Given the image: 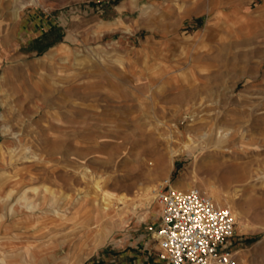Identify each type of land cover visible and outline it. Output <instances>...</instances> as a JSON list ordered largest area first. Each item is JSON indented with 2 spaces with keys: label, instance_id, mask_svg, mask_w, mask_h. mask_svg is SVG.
Here are the masks:
<instances>
[{
  "label": "rangeland",
  "instance_id": "374dc122",
  "mask_svg": "<svg viewBox=\"0 0 264 264\" xmlns=\"http://www.w3.org/2000/svg\"><path fill=\"white\" fill-rule=\"evenodd\" d=\"M1 146L0 209L41 214L3 264H163L166 178L228 196L237 264H264V0H0Z\"/></svg>",
  "mask_w": 264,
  "mask_h": 264
},
{
  "label": "built area",
  "instance_id": "2783aa9c",
  "mask_svg": "<svg viewBox=\"0 0 264 264\" xmlns=\"http://www.w3.org/2000/svg\"><path fill=\"white\" fill-rule=\"evenodd\" d=\"M156 223L148 227L163 264H237L231 241L235 235L232 211L216 205L198 188L172 189L163 182L155 192Z\"/></svg>",
  "mask_w": 264,
  "mask_h": 264
},
{
  "label": "bare ground",
  "instance_id": "6f19581e",
  "mask_svg": "<svg viewBox=\"0 0 264 264\" xmlns=\"http://www.w3.org/2000/svg\"><path fill=\"white\" fill-rule=\"evenodd\" d=\"M253 79V78H252ZM8 129V128H7ZM10 130V129H9ZM9 130H5V132L7 133ZM204 133V132H203ZM213 133V132H212ZM14 134V133H12ZM19 134V133H18ZM204 135V134H203ZM223 137V136H222ZM16 139L18 140V142L21 141V138H19V136L16 137ZM192 141V140H191ZM22 144V143H21ZM24 144V143H23ZM2 145V144H1ZM186 146V147H185ZM184 146V149L187 148L188 150H190V148L188 147V145H185ZM192 147V146H191ZM26 148V147H25ZM27 149V148H26ZM186 149V150H187ZM8 153L11 154L13 152V150L11 148H8ZM4 151V149H3ZM15 152V151H14ZM180 153V152H179ZM183 153V152H182ZM5 155V154H4ZM175 156V153L172 152L171 154V157H174ZM10 157V156H9ZM12 157V156H11ZM26 157V155H25ZM3 159V152H2V146L0 147V160ZM25 159V158H24ZM19 160V159H18ZM22 160V159H21ZM171 162V161H170ZM19 163V162H18ZM17 165V164H16ZM172 168V167H171ZM229 168V174L230 173H235V172H238V169L236 166H228ZM228 179V177H226ZM225 178V179H226ZM169 179L166 178L164 180L165 181H168ZM178 185V184H176ZM95 188L96 189H100L98 186H97V183H95ZM172 189L176 190L178 187L180 186H171ZM201 188V187H200ZM15 190V189H14ZM14 190H10V192L8 193L7 195V198L10 200L11 197H12V194H13V191ZM210 190V189H209ZM97 192V190H96ZM149 194V189H146L145 190V195L148 196ZM98 195V194H97ZM209 196H211V198L213 199L214 203L216 205H219L220 203L224 206H226L227 208L229 207L230 209V205L228 203V200H229V197L226 196L225 194L223 193H213V192H210ZM96 199V198H95ZM131 199V198H130ZM149 199V197H145L144 198V201H147ZM27 201V198L26 196H21L18 195L17 197V201L14 202V203H10L9 207H8V210L6 211H2V209H0V254L3 253V249L9 247V248H13L15 247L16 245L19 244V228H18V224L21 222V221H24V220H28L29 218H34L36 220V218H38L41 214L39 213H33L32 210L33 208L29 206V204H26L24 206H21L19 205V201ZM122 201V203H125L126 202V196L123 197L121 196V198L119 199ZM221 201V202H220ZM13 202V201H12ZM94 203V201H93ZM97 203H99V200L98 202H96V205H98ZM150 203V202H149ZM12 204V205H11ZM21 204V203H20ZM127 204V203H126ZM148 205H144L146 206L145 208L147 209L148 208ZM156 205L158 206V211H159V205L156 203ZM109 206H110V200L106 197L105 194L102 195V208L100 207L102 213L104 214H98L97 217L98 218H107L108 217V214L105 212L109 209ZM134 211V210H133ZM144 217H142V220H143ZM103 220V219H102ZM105 220V219H104ZM39 221V220H38ZM139 221V220H138ZM6 223V224H5ZM5 224V225H3ZM28 229V228H27ZM5 238V239H4ZM3 240L7 241V244L4 245V242ZM19 249V248H18ZM13 250V249H12ZM15 250V249H14ZM11 251V250H10ZM8 252V251H7ZM2 256V255H1ZM5 260L2 258H0V264L4 262ZM6 263V262H5Z\"/></svg>",
  "mask_w": 264,
  "mask_h": 264
},
{
  "label": "crops",
  "instance_id": "0c3cea01",
  "mask_svg": "<svg viewBox=\"0 0 264 264\" xmlns=\"http://www.w3.org/2000/svg\"><path fill=\"white\" fill-rule=\"evenodd\" d=\"M141 251H135V252H130L125 253L124 256L120 257L117 259L118 262H126L127 261L130 263L129 264H150L149 261L147 260L146 257L140 256Z\"/></svg>",
  "mask_w": 264,
  "mask_h": 264
}]
</instances>
